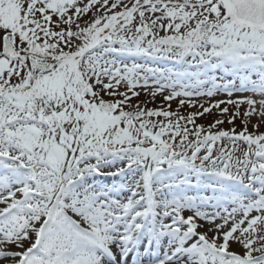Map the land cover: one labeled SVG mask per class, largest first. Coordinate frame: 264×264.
<instances>
[{
  "label": "snow or ice",
  "instance_id": "1",
  "mask_svg": "<svg viewBox=\"0 0 264 264\" xmlns=\"http://www.w3.org/2000/svg\"><path fill=\"white\" fill-rule=\"evenodd\" d=\"M262 127L264 0H0V264H264Z\"/></svg>",
  "mask_w": 264,
  "mask_h": 264
},
{
  "label": "rangeland",
  "instance_id": "2",
  "mask_svg": "<svg viewBox=\"0 0 264 264\" xmlns=\"http://www.w3.org/2000/svg\"><path fill=\"white\" fill-rule=\"evenodd\" d=\"M167 94L168 93L165 92L164 95H167ZM249 95H252V93L234 91L232 96L229 97L226 92L221 90L214 97L209 98L207 96H201V97H194L193 100H196L199 103L204 104L205 107H207L210 103H214L216 100H227L229 98L235 100V99H238V98H241V97H244V96H249ZM179 99H181V98H177L175 100H172L171 102H167V101L164 100V96L163 95H159L158 94L155 97V99L152 100V98L150 96L146 95L144 91H141V95L139 97L140 101H149L147 103V107L148 108H161V107L167 108L168 104L170 103L171 104V108L173 110L177 109ZM133 102H136V98H133ZM225 106L229 107V114H231L233 111L236 110L235 106L221 105V107H225ZM246 108H247L246 104L245 105H240L241 114H243V112L246 110ZM180 111H181V114L187 115V114H189L190 112H193V111H202V109L199 108V104H197L196 107H192V106L186 104L183 108L180 109ZM215 119H225V123L223 125H221L220 127H223V128L232 127V125L227 123L226 117L220 116V114L218 113V111L216 109H213L211 114H205L204 116L197 118L196 123L197 124H204L207 127V125L211 124ZM189 127H191V125H189ZM241 127H242V125L240 123V120L238 119L236 121V129H237V131H239ZM260 130L264 131V127H262ZM105 182L106 183H112L111 180H107Z\"/></svg>",
  "mask_w": 264,
  "mask_h": 264
}]
</instances>
